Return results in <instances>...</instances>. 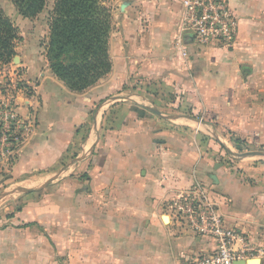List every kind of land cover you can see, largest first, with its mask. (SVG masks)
<instances>
[{"label":"crops","instance_id":"1","mask_svg":"<svg viewBox=\"0 0 264 264\" xmlns=\"http://www.w3.org/2000/svg\"><path fill=\"white\" fill-rule=\"evenodd\" d=\"M226 2L238 22L230 47L184 37L183 59L179 0H103L109 74L75 94L43 66L25 109L35 129L0 172V264L210 254L214 240L179 227L168 205L197 187L242 242L264 246V156L235 155L264 152V0Z\"/></svg>","mask_w":264,"mask_h":264},{"label":"built area","instance_id":"2","mask_svg":"<svg viewBox=\"0 0 264 264\" xmlns=\"http://www.w3.org/2000/svg\"><path fill=\"white\" fill-rule=\"evenodd\" d=\"M181 16L179 36L174 48L183 59L188 57L183 38H188L199 47H230L237 31V19L232 15L226 0H179ZM19 114L8 101L5 106V119L16 125L9 126L0 139V158L6 154L16 153L28 141L35 129V118L31 114L19 118ZM23 127L21 135L12 132ZM25 136V139L23 138ZM22 139L23 141H19ZM6 146L5 150L1 147ZM15 154V155H16ZM9 159L7 166L15 160ZM172 217L179 227L189 230L196 236L210 237L215 242V251L210 254L185 259L177 264H233L236 261L264 260V246H254L242 242L232 228H227L218 205L210 200L207 193L197 187L179 193L168 203Z\"/></svg>","mask_w":264,"mask_h":264},{"label":"trees","instance_id":"3","mask_svg":"<svg viewBox=\"0 0 264 264\" xmlns=\"http://www.w3.org/2000/svg\"><path fill=\"white\" fill-rule=\"evenodd\" d=\"M8 1L24 19L35 18L47 4V0ZM48 31L44 54L48 69L70 92L81 94L109 74L111 13L103 0H54ZM18 40L17 28L0 7V65L15 57Z\"/></svg>","mask_w":264,"mask_h":264},{"label":"rangeland","instance_id":"4","mask_svg":"<svg viewBox=\"0 0 264 264\" xmlns=\"http://www.w3.org/2000/svg\"><path fill=\"white\" fill-rule=\"evenodd\" d=\"M53 3L54 0H47L45 9L38 16L33 19H24L17 13L10 1L0 0L1 9L17 28L19 34V40L15 45V57L8 64L0 65V139L2 133L6 131L4 126H9L11 130L16 128V125L7 121L4 116L8 101L12 102L19 118L25 117L28 113L34 114L33 110L30 109L25 113V109L29 106L27 100H31L33 96L35 99L36 76L43 71V66L47 64L44 54L49 35L48 18ZM34 63L37 64L40 70L37 67V71H32L31 65ZM30 108L33 107L30 106ZM21 130H23V127L19 125V129L12 132V134L19 136L22 133ZM23 138L25 139V136ZM19 141L23 140L20 139ZM1 148L5 150L6 146L4 145ZM241 151L252 152L257 150L244 147ZM15 154H6L0 158V172L3 176H5L3 172L8 170L7 162L17 156Z\"/></svg>","mask_w":264,"mask_h":264},{"label":"water","instance_id":"5","mask_svg":"<svg viewBox=\"0 0 264 264\" xmlns=\"http://www.w3.org/2000/svg\"><path fill=\"white\" fill-rule=\"evenodd\" d=\"M17 59V58H15ZM149 111H151L152 113L156 114L157 116H160V117H163V118H166V119H179V118H187V119H190V120H193V121H197L195 120L194 118H191L190 116H162V114H160L157 110L153 109V108H148ZM97 114V112H96ZM95 114V115H96ZM226 152L229 154V151L226 150ZM237 157H247V156H264V152H260V151H252V152H245V153H241V154H235ZM22 192L24 193H28V192H31L33 190H29V189H22L21 190ZM233 264H261V261L260 260H250V261H236L234 262Z\"/></svg>","mask_w":264,"mask_h":264}]
</instances>
